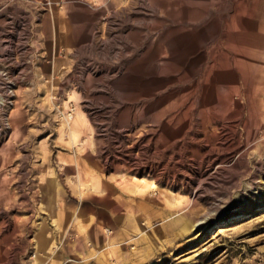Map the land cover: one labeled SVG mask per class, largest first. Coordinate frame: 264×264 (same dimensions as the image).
<instances>
[{"label": "rangeland", "instance_id": "rangeland-1", "mask_svg": "<svg viewBox=\"0 0 264 264\" xmlns=\"http://www.w3.org/2000/svg\"><path fill=\"white\" fill-rule=\"evenodd\" d=\"M183 6L220 16L196 69L235 6L256 36L207 107L165 127L134 72L162 63L165 26L197 33ZM102 216L129 229L111 264H264V0H0V264H90L57 250Z\"/></svg>", "mask_w": 264, "mask_h": 264}, {"label": "bare ground", "instance_id": "bare-ground-1", "mask_svg": "<svg viewBox=\"0 0 264 264\" xmlns=\"http://www.w3.org/2000/svg\"><path fill=\"white\" fill-rule=\"evenodd\" d=\"M152 4L160 8L159 3ZM211 5L215 6V9H213L214 11H220V4L213 3ZM150 6H152L151 3ZM236 8L237 6H235L234 14L229 21V28L226 31L221 30V33L219 32L224 43L216 42L215 47L199 54V56L204 59H208L210 56L209 59H211L213 63L211 65L205 63L199 69L192 67L190 63V55L195 54L196 49L199 51V48H201L196 47L194 50L193 46L195 45L193 40H199L200 38L202 41L203 39H207L211 34L205 26L212 23L213 28H215L216 25L218 27V20H220L219 15L215 14L208 20L198 18L193 22L187 14L189 12L188 9L183 6V13L180 18L181 23L187 25L185 28H188V26L189 28L195 26V29L199 32L197 31L193 36L192 33L190 34L187 31L183 33L180 40H172L168 37H171L174 33L176 35L178 34V26L171 27L170 25H167L165 26V29L162 30L163 33L158 31L160 33L159 43L161 44L156 48L155 61L161 60L162 63L142 64L134 72V77H136V89L138 90L137 94L140 98L144 100V98L149 97V99L152 98L153 105L161 106L163 104L165 105L164 109L167 110L170 108L171 115L169 114L170 116L166 119L164 123L165 127H169L171 122L176 123L180 120L188 121L192 112L194 110L197 111V107H207L209 103L207 93L212 92V90L217 88L218 83L221 84L223 82L221 77L224 73V64L227 58L232 59L233 64L236 67L240 62H249L248 57L251 56L249 49H251V46L253 45L252 42L256 34H249V31L239 29L240 27L237 24L239 16L237 15L238 13L243 14V16L245 14L242 13V10L239 12L240 9ZM245 17L250 20L249 15L246 14ZM154 21L150 24L151 28L149 29H160V27L163 26L160 24L162 20H160L161 22L159 19ZM197 21H200L198 26L195 25ZM138 34L139 33H136V35ZM161 36L165 37V39H162ZM174 38H176V36ZM198 53L199 52L196 54ZM147 54L148 53L142 55L141 61ZM241 109L242 108L238 107L236 114H240Z\"/></svg>", "mask_w": 264, "mask_h": 264}, {"label": "crops", "instance_id": "crops-1", "mask_svg": "<svg viewBox=\"0 0 264 264\" xmlns=\"http://www.w3.org/2000/svg\"><path fill=\"white\" fill-rule=\"evenodd\" d=\"M118 220L119 218L113 221L103 216L97 218L84 234L67 237L66 243L58 247V254L64 257L63 260L75 254L92 258L90 264L122 263L128 251L127 247L119 245L129 236V229L126 231ZM106 228H110L114 234L105 235ZM72 240L75 242L71 243Z\"/></svg>", "mask_w": 264, "mask_h": 264}, {"label": "built area", "instance_id": "built-area-1", "mask_svg": "<svg viewBox=\"0 0 264 264\" xmlns=\"http://www.w3.org/2000/svg\"><path fill=\"white\" fill-rule=\"evenodd\" d=\"M105 232H106L107 234H110V233H111V230L106 229Z\"/></svg>", "mask_w": 264, "mask_h": 264}]
</instances>
